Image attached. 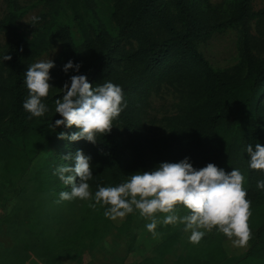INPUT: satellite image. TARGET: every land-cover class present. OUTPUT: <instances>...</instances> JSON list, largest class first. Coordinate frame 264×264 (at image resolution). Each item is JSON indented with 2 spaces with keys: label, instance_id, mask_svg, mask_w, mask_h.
<instances>
[{
  "label": "trees",
  "instance_id": "obj_1",
  "mask_svg": "<svg viewBox=\"0 0 264 264\" xmlns=\"http://www.w3.org/2000/svg\"><path fill=\"white\" fill-rule=\"evenodd\" d=\"M40 1L48 9V19L41 32L28 39L17 31L20 12L16 0H4L6 15L0 21V33L5 32L7 39L0 56L6 53L11 59L0 61V68H5V78H0V161L12 162L24 173L37 154L47 151L50 185L54 190L61 186L62 191H70L53 171L60 164L71 165V160L64 157L82 150L91 157L93 178L88 183L93 197L98 185L116 186L138 171H150L162 162L175 163L185 157L196 169L209 163L226 173L238 168L245 177L246 198L251 201L248 219L251 236L245 246L234 247L215 228L198 244H192L190 232H185L182 224H164L157 226L156 235L149 231L142 234L138 253L153 255L141 264H162L165 256L182 244L184 251L173 264H264V190L256 187L257 181L264 179V170L250 169L245 152L249 144L264 146V100L260 102L264 93V58L257 60L252 55L248 30L249 21L263 18L264 11L253 13L250 0H235L228 20L212 23L198 12L195 0H117L113 15L116 34L110 36L100 27L90 33V0ZM67 13L80 33L79 46L72 43L68 26H58L59 19ZM230 27L240 28V61L230 71L216 72L199 53L197 42ZM56 38L63 46L58 59L62 67L50 69V85H64L71 76L83 74L92 85L111 81L123 90L127 106L112 122L109 132L97 135L95 145L84 140L57 139L59 132L70 135L77 131L75 126L69 129L61 126L55 132L49 127L60 119L55 113V99L62 98V90L42 98L49 109L42 117L29 119L30 114L22 107L28 95L24 84L26 61L44 53ZM122 40H134L136 48L129 51L118 48ZM166 59L170 62L165 69L187 81L189 104L184 113L173 118L172 130L166 137L146 143L132 94ZM69 60L80 64L78 72L62 71ZM106 207L100 204L90 207V217L76 232L74 241L81 243L84 238L93 241L98 222L119 235L139 215L134 210L122 219L112 220L104 215ZM176 214L183 216L187 210L177 205Z\"/></svg>",
  "mask_w": 264,
  "mask_h": 264
},
{
  "label": "rangeland",
  "instance_id": "obj_2",
  "mask_svg": "<svg viewBox=\"0 0 264 264\" xmlns=\"http://www.w3.org/2000/svg\"><path fill=\"white\" fill-rule=\"evenodd\" d=\"M90 3V33L100 27L114 36L116 21L113 15L117 0H90ZM16 4L20 12L17 31L31 39L41 32L48 19V9L40 0H16ZM234 4L235 0H195L198 12L212 23L228 20ZM249 8L253 13L264 11V0H250ZM5 15L4 0H0V21ZM33 17H39L35 24ZM64 25L69 27L72 43L79 46L80 33L69 21V13L59 19L58 26ZM248 30L251 53L261 60L264 58V17L249 21ZM6 39L7 34L1 32L0 51ZM240 39V28H225L202 37L197 49L214 71L226 72L239 64ZM136 45L134 40H122L118 48L129 51ZM62 49L61 40L53 39L44 53L27 59V68L50 56L55 64L51 70L61 69L62 62L58 63V59ZM169 62V59L162 60L156 73L139 83L132 94L146 143L159 142L166 137L172 130L173 118L184 113L189 104L188 83L184 77L165 69ZM0 78H5L4 67L0 68ZM51 86L47 97L63 88L61 83ZM263 100L264 93L260 102ZM48 158L49 152H40L24 173L12 162L0 161V264H141L145 258L153 256L138 253L140 238L148 231L145 225L150 222L140 215H136L128 230L119 235L110 226L98 222L93 241L90 242V238L80 239L81 243L74 241L76 232L90 217L91 199L58 202L62 187L54 190L50 185ZM164 215L157 213L161 221ZM161 225L164 224L161 222L157 226ZM183 251L182 244L176 245L162 264H173Z\"/></svg>",
  "mask_w": 264,
  "mask_h": 264
},
{
  "label": "clouds",
  "instance_id": "obj_3",
  "mask_svg": "<svg viewBox=\"0 0 264 264\" xmlns=\"http://www.w3.org/2000/svg\"><path fill=\"white\" fill-rule=\"evenodd\" d=\"M39 17H33V24ZM11 56L3 54L0 61H8ZM50 58L31 64L24 73V84L28 95L23 102V109L33 117H42L49 111L42 98L53 88L50 81V69L54 68ZM79 63L69 60L63 65L62 71L78 72ZM62 98L55 99V113L60 119L50 123L53 132L61 126L65 129L75 126L77 131L70 135L59 132L57 139L76 142L84 140L93 145L97 135L105 134L112 128V122L119 117L127 106L122 88L111 81L98 85L88 82L86 75H73L63 85ZM248 166L253 170H264V146L259 143L253 147L246 146ZM71 160L58 165L53 175L57 176L70 191H61L59 201L73 199L89 200L96 204L108 206L104 215L116 220L138 210L141 217L150 222L146 229L156 235L158 223L165 225L182 224L185 232H190L189 242L198 244L206 233L214 228L231 241L234 247H243L250 239L251 232L248 219L251 215V201L246 198L247 190L243 187L245 177L238 168L228 173L223 168L209 163L196 169L189 158L179 162H162L150 171L136 172L127 180L116 186H97L94 197L88 181L93 178L90 168L91 157L82 150L74 155L64 157ZM257 189L264 190V179L258 180ZM183 206L187 214L178 216L176 206ZM157 213L165 214L162 221Z\"/></svg>",
  "mask_w": 264,
  "mask_h": 264
}]
</instances>
